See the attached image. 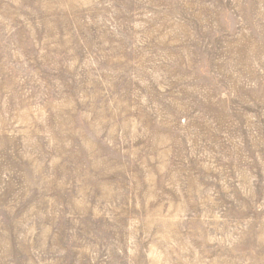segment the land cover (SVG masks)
<instances>
[{"label":"rangeland","instance_id":"374dc122","mask_svg":"<svg viewBox=\"0 0 264 264\" xmlns=\"http://www.w3.org/2000/svg\"><path fill=\"white\" fill-rule=\"evenodd\" d=\"M0 264H264V0H0Z\"/></svg>","mask_w":264,"mask_h":264}]
</instances>
